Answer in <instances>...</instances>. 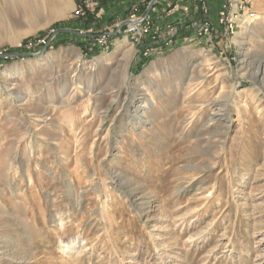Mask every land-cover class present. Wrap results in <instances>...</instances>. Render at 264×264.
Here are the masks:
<instances>
[{
    "label": "rangeland",
    "instance_id": "obj_1",
    "mask_svg": "<svg viewBox=\"0 0 264 264\" xmlns=\"http://www.w3.org/2000/svg\"><path fill=\"white\" fill-rule=\"evenodd\" d=\"M151 1L0 0V264H264V0Z\"/></svg>",
    "mask_w": 264,
    "mask_h": 264
},
{
    "label": "crops",
    "instance_id": "obj_2",
    "mask_svg": "<svg viewBox=\"0 0 264 264\" xmlns=\"http://www.w3.org/2000/svg\"><path fill=\"white\" fill-rule=\"evenodd\" d=\"M199 1L200 0H159V8L162 6H172V8L167 12V16L162 19H158L155 13H152L150 19L152 21L151 32L147 35L146 39L141 42L140 47H150L151 51H154L162 48L166 49L172 43L183 39L198 41L205 38L204 35H199V30L206 24L214 30L213 42H216L217 37L220 36L217 14L221 10L220 4L222 0H203L208 7V13L203 10ZM179 29L180 31L178 32ZM181 31L188 32L186 34L187 36H183ZM151 39L155 41L152 42V44L149 42L150 45H148L146 42ZM208 40L210 39H205V41ZM153 44H155V49L152 46Z\"/></svg>",
    "mask_w": 264,
    "mask_h": 264
},
{
    "label": "built area",
    "instance_id": "obj_3",
    "mask_svg": "<svg viewBox=\"0 0 264 264\" xmlns=\"http://www.w3.org/2000/svg\"><path fill=\"white\" fill-rule=\"evenodd\" d=\"M138 19V18H137ZM224 20V14L221 11L218 17V23L221 24ZM143 19L138 22V25H128L126 32L131 35L134 41H139L143 36L149 33L148 28L144 27ZM211 30L209 25H204L199 30V35H204ZM102 40V39H101Z\"/></svg>",
    "mask_w": 264,
    "mask_h": 264
},
{
    "label": "water",
    "instance_id": "obj_4",
    "mask_svg": "<svg viewBox=\"0 0 264 264\" xmlns=\"http://www.w3.org/2000/svg\"><path fill=\"white\" fill-rule=\"evenodd\" d=\"M156 2V0H152L151 2H150V4H149V6L147 7V10H146V15L145 16H147L148 14H149V12H150V10H151V8H152V5L154 4ZM130 22V21H129ZM122 25H120L119 27H118V29L117 30H119V28L121 27ZM58 33H68V34H73V35H81L80 33H77V32H74V31H69V30H60ZM47 46V45H46ZM46 46L43 48V50H45L46 49ZM42 50V51H43ZM12 56V55H23V56H35V54H30V53H21V54H7V55H4V57H8V56Z\"/></svg>",
    "mask_w": 264,
    "mask_h": 264
},
{
    "label": "trees",
    "instance_id": "obj_5",
    "mask_svg": "<svg viewBox=\"0 0 264 264\" xmlns=\"http://www.w3.org/2000/svg\"><path fill=\"white\" fill-rule=\"evenodd\" d=\"M186 30V29H185ZM180 31V29L178 30V32ZM188 32H182L181 31V34H183V36H185ZM178 34V33H177ZM187 36V35H186Z\"/></svg>",
    "mask_w": 264,
    "mask_h": 264
},
{
    "label": "bare ground",
    "instance_id": "obj_6",
    "mask_svg": "<svg viewBox=\"0 0 264 264\" xmlns=\"http://www.w3.org/2000/svg\"><path fill=\"white\" fill-rule=\"evenodd\" d=\"M53 3L57 2V0H52ZM131 22V21H130ZM137 26V21L134 23Z\"/></svg>",
    "mask_w": 264,
    "mask_h": 264
}]
</instances>
